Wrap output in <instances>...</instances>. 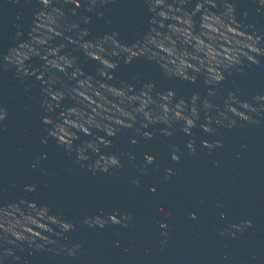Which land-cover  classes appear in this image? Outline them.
I'll use <instances>...</instances> for the list:
<instances>
[{"label":"water","instance_id":"1","mask_svg":"<svg viewBox=\"0 0 264 264\" xmlns=\"http://www.w3.org/2000/svg\"><path fill=\"white\" fill-rule=\"evenodd\" d=\"M43 2L152 264H264V0Z\"/></svg>","mask_w":264,"mask_h":264},{"label":"clouds","instance_id":"2","mask_svg":"<svg viewBox=\"0 0 264 264\" xmlns=\"http://www.w3.org/2000/svg\"><path fill=\"white\" fill-rule=\"evenodd\" d=\"M6 116V113L3 111H0V120L4 119ZM173 159H178V157H176L175 155L173 156ZM194 218V215H193ZM130 219L129 216H125L123 219H118L115 215H113L111 217V220L113 223H123L126 227L128 226L126 221ZM89 223H92V221H89ZM107 223V221L102 220L97 218L95 221V224H98L99 226L103 227L105 224ZM250 226V222H245L244 225H236L235 227L238 228L239 230L243 231L244 227ZM72 227V225L70 227H67L66 229H70ZM72 252H74V250H72ZM72 254V253H70Z\"/></svg>","mask_w":264,"mask_h":264}]
</instances>
